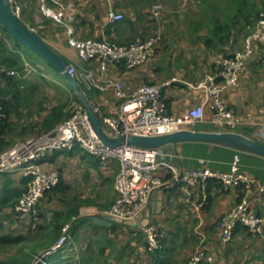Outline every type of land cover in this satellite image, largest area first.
Segmentation results:
<instances>
[{
    "label": "crops",
    "instance_id": "1",
    "mask_svg": "<svg viewBox=\"0 0 264 264\" xmlns=\"http://www.w3.org/2000/svg\"><path fill=\"white\" fill-rule=\"evenodd\" d=\"M59 1L68 6V14L74 15L72 28L79 39H106L127 45L161 33L160 44L145 64L128 69L123 62L113 63L107 75L124 82L128 94L144 84L165 85L163 99L167 114L176 118H183L206 102L205 90L199 85L215 71V58L242 50L246 38L264 20V0H161L165 6L158 12V18H154L152 11L160 0ZM19 3L22 12L19 19L60 57L82 73L93 71L97 79L101 77L99 61H81L76 50L67 43L66 28L44 18L38 0H19ZM244 3L250 8L249 20H244L238 12ZM179 9L182 11L178 14L172 13ZM110 12L123 14L124 19L110 22ZM8 41L10 47L16 44L15 39ZM22 48L28 50L23 45ZM22 48H19V56L34 74L17 82L34 85L20 87L17 91L18 85H8L0 76V100L5 99L13 106L9 129L0 138L2 152L19 141L52 131L63 118L57 112L64 114L68 104L65 97H70L71 101L79 99L62 74L31 51L32 54L25 55ZM239 80V89H229L222 95L224 104L238 120L235 125L226 127L216 123L207 106L204 121L188 130L233 132L264 145V139L258 136V124L264 120V43L253 42L251 58ZM37 82L53 84L49 88L54 93L42 95L46 90ZM86 95L92 105L106 113L114 112L119 104L111 88L93 89L86 91ZM161 148L172 157V164L179 170L197 169L199 161L204 160L212 170L227 173L234 156L240 154L241 171L264 184V157L252 151L199 141L169 143ZM56 155L46 157L48 159L41 164L45 172H60L61 188L58 192H48L38 203L37 229L32 228L29 216L15 217L10 208L3 212L7 219L5 226L11 232L28 236V250L36 249L40 255L52 248L61 235L57 234V229L62 227L63 232L64 227L70 225L71 229L78 228L74 237L76 247L66 249L63 254L65 258H72L74 264H187L198 248L209 251L216 261L228 256L233 264H264V238L253 237L242 227L236 231L230 245H223L218 237L221 218L244 198L252 211L264 220V194L258 189L225 190L221 184L211 183L206 191L179 186L164 191L163 196L156 192L150 205L152 225L164 240L165 252L153 257L144 238L133 237L134 228L108 226L97 221L109 215L117 199L114 182L120 164L116 161L100 163L79 149ZM26 179L20 173L0 175V200L10 190L21 191ZM5 184H9V190Z\"/></svg>",
    "mask_w": 264,
    "mask_h": 264
},
{
    "label": "built area",
    "instance_id": "2",
    "mask_svg": "<svg viewBox=\"0 0 264 264\" xmlns=\"http://www.w3.org/2000/svg\"><path fill=\"white\" fill-rule=\"evenodd\" d=\"M38 1L44 18L66 28L67 43L76 50L81 61H99L101 77L97 79L93 71L82 73L73 64H68L66 72L76 77L85 92L93 89L105 91L108 88L115 91L119 104L114 112L106 113L92 105L102 122L104 133L109 138L163 137L185 131L204 121L207 106L213 112L216 123L232 127L238 122L234 112L224 104L222 95L229 89L240 88L239 78L251 58L253 42L264 43V20L260 21L255 31L246 38L242 50L231 56L215 58V71L199 85L205 90L206 102L191 110L183 118H176L167 114L163 99L165 85L144 84L132 94H128L124 82L107 75L109 66L113 63L123 62L128 69H136L145 64L160 44L161 33L145 41H135L127 45H117L106 39H79L72 28L75 17L67 13L68 6L64 2ZM8 2L12 13L20 18L22 12L19 0ZM162 9L164 6L160 0L153 7L154 18H158V12ZM181 9L177 10L178 13L182 11ZM109 18L110 22H119L124 19V15L110 12ZM4 38L5 33L0 29V42ZM8 74L20 77L15 71ZM70 111L72 116L59 123L52 131L19 141L0 153V175L20 173L29 179L28 189L16 204L15 211L30 216L33 229H37L39 224L38 203L60 183L61 179L58 170L45 172L39 161L56 153L77 148L89 153L101 163L116 161L120 164L114 182L117 199L108 213L123 221L136 220L151 205L156 192L171 191L179 186H185L187 189L199 187L206 191L209 184L219 183L225 190L241 187L243 191L248 192L256 188L264 194V184L241 171L240 154L234 156L230 171L227 173L212 170L206 166L204 160L199 161L200 167L197 169L179 170L172 164V157L162 148H145L126 142L115 147L105 144L94 129L82 102L72 103ZM5 117L0 107V123ZM258 131L260 139H264V120L258 124ZM163 172L169 176H165ZM239 227L245 228L253 237L264 238V220L252 211L247 198L221 218L218 231L221 243L230 245ZM133 237L146 238L149 252L165 250L161 236L153 225L134 228ZM72 243L71 226L67 225L57 243L37 256L35 264H48L46 260L50 256ZM187 264H233V259L223 256L216 261L209 251L198 248Z\"/></svg>",
    "mask_w": 264,
    "mask_h": 264
},
{
    "label": "water",
    "instance_id": "3",
    "mask_svg": "<svg viewBox=\"0 0 264 264\" xmlns=\"http://www.w3.org/2000/svg\"><path fill=\"white\" fill-rule=\"evenodd\" d=\"M0 25L15 39L18 43L26 47L29 51L45 60L49 65L63 75L64 79L70 87L77 93L80 101L85 106L91 119L94 129L100 139L107 145L115 147L124 142L129 145L145 147V148H161L169 143H181L186 141L214 142L227 146H232L240 150L252 151L264 157V145L255 142L243 135L225 132V133H206L201 131H181L172 135L163 137H120L118 139L109 138L103 130L101 120L95 113L94 107L89 101L85 90L79 84L75 76H71L66 72L68 62L60 57L42 38L25 25L18 17H16L11 9L8 0H0ZM163 196L164 191L157 192ZM155 193V194H157ZM162 204V203H161ZM101 224L108 226L120 225L129 228L149 227L152 225V211L150 206L141 213L136 220L123 221L111 215L102 217L97 220ZM146 243V238L143 240Z\"/></svg>",
    "mask_w": 264,
    "mask_h": 264
},
{
    "label": "trees",
    "instance_id": "4",
    "mask_svg": "<svg viewBox=\"0 0 264 264\" xmlns=\"http://www.w3.org/2000/svg\"><path fill=\"white\" fill-rule=\"evenodd\" d=\"M243 1H245V0H243ZM238 12L242 13L244 20H249V18H251L250 8L246 3H244V6L242 8H239ZM172 13L178 14V11H174ZM0 29L5 30L1 25H0ZM8 39L10 40V38H8L6 36L0 42V76L3 77V79H5L8 82V85H14V87H16L18 85L17 81L20 80L21 78H23V76L25 75L24 70L27 67L24 64V62L22 61L21 57L19 56V48L20 47L22 48V45L18 44L16 41H14L16 44H14L13 47H10V44H9L10 41H8ZM226 56H231V55H226ZM10 71L17 72L20 75V78L15 77V76H10L8 74ZM22 74H24V75H22ZM76 102H80L79 99H76ZM0 107H2V109L6 115L5 119L0 123V138H1L3 133H5L9 129V120H10V115L13 113V108H12L13 106L7 100L2 99V100H0ZM58 115H60V117L64 116V114H62V112H58ZM71 116H72V112L70 111V114H68L67 117L70 118ZM2 149H3V147H1V142H0V153H2ZM78 149L79 148H77V150ZM74 150H76V149H74ZM79 150L82 151V149H79ZM57 155H59V153H57ZM47 159L48 158L45 157L42 160H40L39 163H43ZM98 162H100V161H98ZM28 182H29V179L27 178L25 181V184H24V188L21 189V191L10 190L9 193L7 194V196L3 200H0V250L5 251L6 254L10 253L12 251L16 252L15 254H10V256L8 258L1 259L0 264H35L36 258H37V256H39L37 254V251H35L36 249H32V250L29 249L28 250V248L26 246L27 242L29 240L28 236L13 233L10 231L8 226H5L7 219H6V217H4V214H3V212L6 211L7 208H10V209H12L15 217H23L24 216L23 214L17 213L15 211V206L18 203L19 199L21 198L22 194L28 189L27 188ZM61 184L62 183L60 182L55 188H53L51 190V192H58L61 188ZM5 188H6V190H9V189H7V188H9V184H5ZM37 212H38V210H37ZM31 226H32V222H31ZM239 228H241V227H239ZM60 229H62V227H59V229H57V234L62 233V231H60ZM77 230H78V228H76V227H73L71 229V234H72L71 236H73L72 237L73 243L69 246H66L62 250H60L57 254L50 256L46 260V262L48 264H74V263H72V261H74V260H72V258H65L63 252L66 249L76 247L74 237H76ZM59 236L60 235L57 236V239L59 238ZM57 239H55V240L57 241ZM162 244H164L163 239H162ZM164 252H165V250L160 251V252H149V253L153 257H157V256L163 254ZM38 264H42V263H38Z\"/></svg>",
    "mask_w": 264,
    "mask_h": 264
},
{
    "label": "rangeland",
    "instance_id": "5",
    "mask_svg": "<svg viewBox=\"0 0 264 264\" xmlns=\"http://www.w3.org/2000/svg\"><path fill=\"white\" fill-rule=\"evenodd\" d=\"M163 2V1H162ZM163 6H165V5H163ZM166 8V7H165ZM3 30V29H2ZM3 32L5 33V36H7L8 38H10L11 39V41H14V39L11 37V35L7 32V31H5V30H3ZM23 49V53L25 54V55H30V51L29 50H26V49H24V48H22ZM32 54V53H31ZM36 57V56H35ZM38 59V58H37ZM36 72V71H35ZM24 73L26 74V77H28L30 74H34V71L31 69V67L29 68H26L25 70H24ZM27 73H29V74H27ZM36 77V76H35ZM23 79H24V77H23ZM28 81H30V80H28ZM35 81H39L37 78H35ZM31 82H32V80H31ZM33 83V82H32ZM38 84H40L41 86H42V88L44 87V89L46 90L42 95H45V94H49V92L51 91V92H53V89L52 88H49L50 86H53V84H48V82L47 83H39V82H37ZM18 84V87H17V91H18V89L20 88V87H22L21 89H23V87L24 88H27V87H30V88H32L33 86L32 85H34V84H31V83H17ZM23 85V86H22ZM55 85H57V84H55ZM17 91H16V93H17ZM86 91H89V90H86ZM19 92H20V90H19ZM54 93V92H53ZM53 93H51V94H53ZM37 94H40V93H37ZM38 96V95H37ZM67 98V100H68V104H67V106L65 107V110H63V113H64V116H63V118H62V120L60 121V123L62 122V121H64V120H67L68 119V117H67V115L68 114H70V108H71V105H72V103H74L75 101H76V99L74 98V100H72L71 101V99H70V97H65V99ZM64 99V100H65ZM78 99V98H77ZM69 101H70V103H69ZM79 101H80V99H79ZM57 107V106H56ZM58 108V107H57ZM55 112H57V109H56V111ZM58 112H60V111H58ZM57 112V113H58ZM49 192H51V191H49ZM63 233V232H62ZM61 233V234H62ZM61 236V235H60ZM93 248H94V246H92ZM0 257H1V255L3 254V255H5V258H8L9 256H10V254L9 253H5V251H1L0 250ZM10 253H12V252H10ZM94 257H95V255H94ZM93 257V258H94ZM1 259V258H0ZM4 259V258H3ZM102 263V262H101ZM83 264V263H82Z\"/></svg>",
    "mask_w": 264,
    "mask_h": 264
}]
</instances>
